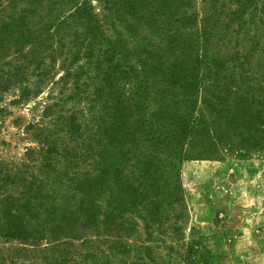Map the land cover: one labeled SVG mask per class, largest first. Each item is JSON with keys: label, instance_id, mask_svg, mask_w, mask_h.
Segmentation results:
<instances>
[{"label": "rangeland", "instance_id": "1", "mask_svg": "<svg viewBox=\"0 0 264 264\" xmlns=\"http://www.w3.org/2000/svg\"><path fill=\"white\" fill-rule=\"evenodd\" d=\"M0 224V264H264V0H0Z\"/></svg>", "mask_w": 264, "mask_h": 264}, {"label": "trees", "instance_id": "2", "mask_svg": "<svg viewBox=\"0 0 264 264\" xmlns=\"http://www.w3.org/2000/svg\"><path fill=\"white\" fill-rule=\"evenodd\" d=\"M174 77L176 78L177 76L175 75ZM186 84H187V82L182 80V86L186 87L187 86ZM195 85H196V83H193V86H195ZM193 104H194V102H192V105ZM163 112H166V110H164ZM189 114L190 113H188V115ZM181 125H182V127L185 126V124H181ZM187 127H189V126H187ZM177 129H179V127ZM197 129L198 128H195V130H194L195 133L197 132ZM146 170H148V167H146ZM150 178H151L152 182H155V185L153 186V188L155 189L156 194L160 193V186H161L160 185V177L157 176V178H154V175L150 174ZM2 215H3V218L6 220L5 221L6 222L5 227H6L7 231L12 230L14 233H18L19 235H21V236H17V237H24V235L27 237V232L24 230V226H23V224H21V222L19 221L17 216L11 214L9 210H4ZM1 225L2 224H0V228H1Z\"/></svg>", "mask_w": 264, "mask_h": 264}]
</instances>
